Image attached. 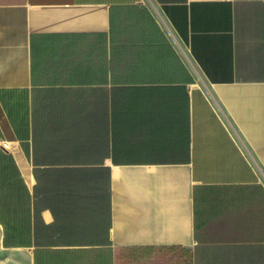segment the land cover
<instances>
[{
  "label": "crops",
  "instance_id": "crops-1",
  "mask_svg": "<svg viewBox=\"0 0 264 264\" xmlns=\"http://www.w3.org/2000/svg\"><path fill=\"white\" fill-rule=\"evenodd\" d=\"M0 137L3 264H264V0H0Z\"/></svg>",
  "mask_w": 264,
  "mask_h": 264
},
{
  "label": "built area",
  "instance_id": "built-area-1",
  "mask_svg": "<svg viewBox=\"0 0 264 264\" xmlns=\"http://www.w3.org/2000/svg\"><path fill=\"white\" fill-rule=\"evenodd\" d=\"M148 1H149V0H148ZM152 7L154 8V10L156 11V13L158 14V17H159L161 23L163 24V26L165 27V29L168 31V33L171 35L172 39L174 40V42L176 43V45H177L178 48L180 49V51H181L183 57L185 58V60H187L188 63H189V65H190V67H191L192 69H194V68H193V64H192V62H191V59H190V57H189V55H188L186 49H185L184 47H182V46L179 44L178 40L175 38V36H174L173 33L171 32V30H170L168 24L166 23V21L164 20V18H163V17L159 14V12L157 11V8L154 7V6H152ZM0 147L3 148V149H7V148H8V142H6V141H5L3 138H1V137H0Z\"/></svg>",
  "mask_w": 264,
  "mask_h": 264
},
{
  "label": "rangeland",
  "instance_id": "rangeland-1",
  "mask_svg": "<svg viewBox=\"0 0 264 264\" xmlns=\"http://www.w3.org/2000/svg\"><path fill=\"white\" fill-rule=\"evenodd\" d=\"M3 258H4V254H3V252L0 250V264H3Z\"/></svg>",
  "mask_w": 264,
  "mask_h": 264
}]
</instances>
